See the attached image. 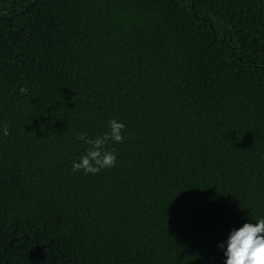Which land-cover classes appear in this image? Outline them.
Returning a JSON list of instances; mask_svg holds the SVG:
<instances>
[{
  "label": "trees",
  "instance_id": "16d2710c",
  "mask_svg": "<svg viewBox=\"0 0 264 264\" xmlns=\"http://www.w3.org/2000/svg\"><path fill=\"white\" fill-rule=\"evenodd\" d=\"M260 218L264 0H0V264H224Z\"/></svg>",
  "mask_w": 264,
  "mask_h": 264
},
{
  "label": "clouds",
  "instance_id": "9594fccd",
  "mask_svg": "<svg viewBox=\"0 0 264 264\" xmlns=\"http://www.w3.org/2000/svg\"><path fill=\"white\" fill-rule=\"evenodd\" d=\"M28 91L27 86L20 88L21 94L27 95ZM108 126V132L94 139L89 138L87 133L77 134L76 139L83 141L88 148L79 161L73 163V171L96 175L104 169L116 166V150H107L106 146L110 142H124L123 132L126 125L111 119ZM2 131L3 135H10L7 125L3 126ZM219 247L225 249V244L221 243ZM224 255V264H264V218L254 223H245L239 230L233 229L227 239Z\"/></svg>",
  "mask_w": 264,
  "mask_h": 264
}]
</instances>
